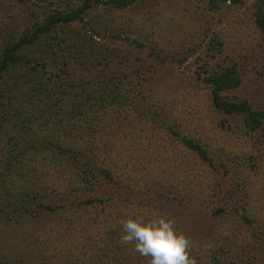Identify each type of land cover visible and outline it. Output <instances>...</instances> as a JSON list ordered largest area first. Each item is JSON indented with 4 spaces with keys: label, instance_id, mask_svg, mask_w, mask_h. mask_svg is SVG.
Instances as JSON below:
<instances>
[{
    "label": "trees",
    "instance_id": "1",
    "mask_svg": "<svg viewBox=\"0 0 264 264\" xmlns=\"http://www.w3.org/2000/svg\"><path fill=\"white\" fill-rule=\"evenodd\" d=\"M46 1L29 5L28 25L21 31L6 30L0 40L1 115L20 135L0 157V217L10 225L0 224L1 261L19 264L23 257L14 254L22 248L37 253L38 260L26 264H148L149 258L119 243L120 222L129 216L165 215L156 202L133 192L134 187L129 193L116 189L108 193L99 184L128 188L131 177H125L123 169H131V161L133 171L140 174L134 184L141 179L148 189L157 182L190 200L211 202L229 173L226 182L237 180L235 187L251 174L254 179L264 174V164H253L264 156L260 152L264 141L261 148L241 151L235 142L222 139L217 125L207 126L198 110L200 103L191 100L198 90L187 99L192 109L181 110L182 102L176 99L182 94L164 88L170 72L157 69L141 76L135 68L131 73L125 66L131 59L127 51L91 43L102 35L85 18L92 8L99 6L110 15L99 25L104 31L125 29L132 18L128 9L136 0ZM195 1L202 7L172 13L157 26L138 18L150 30V56L181 66L203 53L194 78L209 106L223 116L240 118L246 133L261 130L264 108H254L249 100L228 92L240 86L239 66L244 61L240 58L248 54L243 49L232 55L235 38L240 45L242 41L235 31L246 25L250 35L264 44V0ZM73 22L89 25L90 40L66 28ZM132 41L143 46L138 39ZM78 65L80 73L74 71ZM15 70L23 78L8 82L7 75ZM184 110L187 118L179 115ZM136 138V146L128 142ZM114 145L115 155L108 160L101 150ZM113 160H125L119 171ZM246 161L254 170L245 167ZM235 191L243 200L233 201L231 211L225 207L227 200L213 208V228L185 232L197 245L193 255L199 264H264L262 208L245 191ZM14 212L13 218L8 215ZM25 225L30 228L26 238L32 236L18 247Z\"/></svg>",
    "mask_w": 264,
    "mask_h": 264
},
{
    "label": "rangeland",
    "instance_id": "2",
    "mask_svg": "<svg viewBox=\"0 0 264 264\" xmlns=\"http://www.w3.org/2000/svg\"><path fill=\"white\" fill-rule=\"evenodd\" d=\"M34 1L35 0H29L26 3H23L19 0H0V40L2 37L1 35H4V32L6 30L10 32L13 28H16V30L21 31L26 25H28V20L30 19L28 16L30 12L29 5L34 6V4H36L34 3ZM48 2L49 1L47 0L45 4H47ZM37 4L44 3L38 2ZM202 5V2H198L195 0H136V2L128 9L130 11L128 17H132L131 22L129 23L127 28L124 29L123 27L117 30L112 29L104 31V29H101L99 27V25L102 24L101 22H103L105 18H110V15H107L106 12L99 6L92 8L90 12L86 14L85 18L89 21L90 26H93L102 34L94 36V39L91 41V43L99 45L109 44L110 46H117L119 48H122L125 53L126 51L128 52L131 59L125 62V66H127L126 71L132 73L134 72L135 68H138L140 69L141 76H144L142 74H146L147 71L151 72L152 70L157 69L159 70V72H170L171 79L170 77L169 79H167L168 82L165 83L164 88H167V92L170 94H175L176 91L182 94L177 97L178 99H176L178 100V102L179 100L180 102H182V106L179 104L178 106L180 107L178 108H181V110H183L184 108H188L191 110L192 106L194 105L191 104V102H188L190 98L189 94L194 90H198V96H196V98L194 97V99L191 100H193L195 103H200L198 106V110L199 113L202 114L201 117L203 118V120L207 122V126L210 128L217 125V130L220 131L221 136H223L222 139L235 142L237 146H240L241 151L253 150L255 148L257 149V147H260L261 143L264 141V127L261 130L252 133H246V131L243 129L240 118L234 116H223L217 113L209 106V101L204 90H200L197 87L194 78V72L199 68V59L201 56L203 57V53H198L199 55L189 57L181 66H177L176 63L171 59L161 62L159 58H154L149 54L150 46L153 44V42L150 43L148 39L147 32H149L150 30L147 29V25H149L151 22H155L157 26L161 24L162 18L168 17V15L172 13L180 12L182 10H197L202 7ZM135 12L139 13V17L134 14ZM138 18H144L145 20L148 19L147 25L144 24V21L138 20ZM134 19L136 20V22L133 21ZM16 25L18 26V28L16 27ZM87 26L89 25L82 24L81 22H73L66 26V28H68V30L71 32L73 31L74 35L79 34L81 37H83V39H88L90 31L87 29ZM245 27L246 25H240L237 31L233 30L240 33V35L242 36V41L240 45L239 42H237V38H235L237 48L232 51V55L237 52V50L240 52L243 49L248 54L247 58H240L241 61L244 60L243 62L240 61L241 64L239 66L241 84L238 88L228 92V94L231 97L234 96L249 100L254 108H264V44H259L258 39L253 38L250 35V30ZM244 28L247 31L244 32ZM229 33L230 31L227 32L226 35L228 36ZM134 39H138L141 43H143V46L138 47L136 43L132 41ZM243 43H246L248 47L243 46ZM250 51L252 56L249 53ZM80 53L81 52L75 53V55L78 56ZM160 54L161 56L163 55L162 52H160ZM136 56L140 57L141 60L135 62V60L132 58ZM138 64H143L144 67L139 68L137 66ZM78 67L79 65L77 67L75 66L74 71H76V73L79 72ZM87 74L90 77L92 76L93 72L92 74L87 72ZM7 77L8 82L12 83L14 80L18 79L16 81L18 82L23 78V76H20L19 73L16 72V70L15 72L9 73ZM1 106L2 105L0 104V157L3 158V156L7 155V149H9L11 144L15 142V140H20V135H17L18 133L15 128H11V125L9 124L12 123L5 122V118H3V116L1 115L4 111L3 107ZM179 115L184 118H187L188 116L186 110H184L183 112L181 111ZM220 121L223 122L222 127H219ZM197 129L202 131L200 127H197ZM237 138H239V140ZM138 141L139 139L137 138L128 140V142L134 146L137 145ZM116 146L117 145L112 146L111 149L101 150L107 154L108 160H110V158L115 155V149L117 148ZM260 152L264 154L263 149H260ZM262 158L264 159V156L260 158V161L256 160L255 162H253L254 166H257V164L259 165V163L263 165L264 161H262ZM124 162L125 160H113V164L117 166L118 171L120 170V168H122ZM244 164L245 167L250 169V171L254 170V166H251L248 161H246ZM129 165L131 169L127 167L126 169H123V172L126 175L125 177L133 178L129 179L130 183H128V188H124L122 186L117 187L116 185L110 184H99L100 189L108 193L112 189L129 193L134 187L133 192L138 190L137 193L142 198L147 197L150 200L156 202V205L160 208L162 213L166 217H172V219L177 223L178 229L181 231L188 233H201L213 228L215 222L212 216L213 208H216L218 204H224V201L227 200L228 203L225 204V207L228 211H231L234 209V206H236L233 201L243 200L240 195L237 194V191H235L237 189L245 191L247 194H249L250 198H252L251 200L257 204V207L262 208L261 215L264 220V174H258L255 179V176H252L251 174L250 177L246 178V180H243L244 182L239 180L238 187L233 186L237 182V180H233L234 182H226L228 181L229 177H231V173H229L227 177L222 178V181L221 178H219L222 188L220 189L218 195L214 196L213 201L209 202L208 200L199 198L196 200H190V196L183 195V193L178 192V190L174 188L169 190L165 188L163 184L157 182H155V184L151 187L148 185V189L147 186L143 184L144 181H140L141 179L137 181V184H134V181L140 178V174L139 172L133 171L135 169V166L132 165L131 161L129 162ZM196 180L197 178H195L194 181L192 180V185ZM232 188L233 193L229 194ZM73 197L74 195L72 196V198ZM225 197L226 199H224ZM50 199L54 198L50 197L49 200ZM15 214L17 213H8V215L11 217L15 216ZM230 215L233 216L232 214ZM3 219L5 220L4 216L0 217V224L3 223L5 225H8L9 223L3 222ZM55 220L57 219L54 218V220L51 221ZM23 228L24 231L19 235L20 242L18 243V247L25 245V240L29 239L32 236L31 234L30 237L26 238L30 234V228L26 225L23 226ZM225 231L227 232V234L231 233V230L228 231L226 229ZM17 251L19 252L17 254H14L15 251H12L11 253L14 254V256H18V258L23 257V261L20 260L19 264H26L25 262L29 259L34 261L38 260L35 257V254H37L35 250H29L28 252L27 249L18 248ZM31 255H34V257H32ZM1 258L2 257H0V264L5 263L4 261H1ZM10 262L14 263L13 261Z\"/></svg>",
    "mask_w": 264,
    "mask_h": 264
},
{
    "label": "clouds",
    "instance_id": "3",
    "mask_svg": "<svg viewBox=\"0 0 264 264\" xmlns=\"http://www.w3.org/2000/svg\"><path fill=\"white\" fill-rule=\"evenodd\" d=\"M120 224L119 243L149 258L148 264H199L193 255L196 243L178 229L173 219L165 216L152 219L129 216Z\"/></svg>",
    "mask_w": 264,
    "mask_h": 264
}]
</instances>
